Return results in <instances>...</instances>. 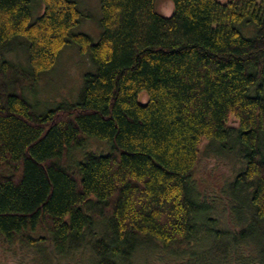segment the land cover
<instances>
[{"label": "trees", "instance_id": "1", "mask_svg": "<svg viewBox=\"0 0 264 264\" xmlns=\"http://www.w3.org/2000/svg\"><path fill=\"white\" fill-rule=\"evenodd\" d=\"M98 1L92 37L73 32L90 17L76 0H0V242L88 264H264V0H164L169 17ZM69 47L90 68L40 109L26 92ZM203 141L234 164L211 200Z\"/></svg>", "mask_w": 264, "mask_h": 264}, {"label": "rangeland", "instance_id": "2", "mask_svg": "<svg viewBox=\"0 0 264 264\" xmlns=\"http://www.w3.org/2000/svg\"><path fill=\"white\" fill-rule=\"evenodd\" d=\"M78 6L87 17L82 20L78 27L73 32H85L92 37L98 34L97 19L100 21V11L98 0H76ZM226 0H221V2ZM157 10L164 16L172 15L173 3L159 0ZM20 42V40H18ZM15 56H8L9 59L16 61V63L23 62V52L21 50L15 51ZM88 60L79 55L75 48H65L61 52L57 65L47 74H44L35 88L34 93H27V98L42 108H52L53 102L62 101L64 98H74L76 92L81 85V78L84 75V70L89 69ZM140 101L146 103V94L140 96ZM230 125L237 126L238 123L231 119ZM91 150H106L107 147L102 143L90 142L87 146ZM87 149V150H88ZM201 161L199 169L196 173V185L200 191L211 200L214 190L221 188V180L231 178L234 171V164L227 157L217 156L212 151V146L209 142H202L201 145ZM45 236V233H40ZM39 234V235H40ZM138 255L136 264H178L167 259L162 251H157L152 257ZM89 257L86 252L76 253L69 258H54L49 255V252H36L22 243H15L13 245L5 242H0V264H88ZM180 264V263H179ZM181 264H183L181 262Z\"/></svg>", "mask_w": 264, "mask_h": 264}]
</instances>
